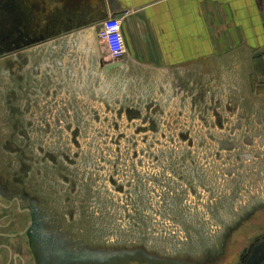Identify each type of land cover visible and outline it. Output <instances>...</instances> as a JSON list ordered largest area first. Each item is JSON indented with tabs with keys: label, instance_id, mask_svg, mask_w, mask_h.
I'll list each match as a JSON object with an SVG mask.
<instances>
[{
	"label": "rangeland",
	"instance_id": "obj_1",
	"mask_svg": "<svg viewBox=\"0 0 264 264\" xmlns=\"http://www.w3.org/2000/svg\"><path fill=\"white\" fill-rule=\"evenodd\" d=\"M10 3L0 178L4 198L34 210L22 240L38 263L235 264L264 229V81L251 56L176 87L153 67L106 69L108 50L102 60L86 39H16Z\"/></svg>",
	"mask_w": 264,
	"mask_h": 264
},
{
	"label": "crops",
	"instance_id": "obj_2",
	"mask_svg": "<svg viewBox=\"0 0 264 264\" xmlns=\"http://www.w3.org/2000/svg\"><path fill=\"white\" fill-rule=\"evenodd\" d=\"M10 6L16 39L20 30L50 44L86 39L104 60L107 48L97 31L116 15L126 43L118 68L153 67L184 87L225 62L238 67L245 54L254 85L263 87L264 0H11Z\"/></svg>",
	"mask_w": 264,
	"mask_h": 264
},
{
	"label": "flooded vegetation",
	"instance_id": "obj_3",
	"mask_svg": "<svg viewBox=\"0 0 264 264\" xmlns=\"http://www.w3.org/2000/svg\"><path fill=\"white\" fill-rule=\"evenodd\" d=\"M0 178V264H47L38 263L31 249L23 242L22 237L30 230L34 215L32 207L23 205L18 195L4 198ZM264 242V229L256 230L246 240L240 250L235 264H264V258L257 260L256 248ZM259 256H263L259 252ZM259 261V263H258Z\"/></svg>",
	"mask_w": 264,
	"mask_h": 264
},
{
	"label": "built area",
	"instance_id": "obj_4",
	"mask_svg": "<svg viewBox=\"0 0 264 264\" xmlns=\"http://www.w3.org/2000/svg\"><path fill=\"white\" fill-rule=\"evenodd\" d=\"M97 36L102 41L114 62H120L126 53V43L122 34V19L116 15L106 17L100 24Z\"/></svg>",
	"mask_w": 264,
	"mask_h": 264
},
{
	"label": "water",
	"instance_id": "obj_5",
	"mask_svg": "<svg viewBox=\"0 0 264 264\" xmlns=\"http://www.w3.org/2000/svg\"><path fill=\"white\" fill-rule=\"evenodd\" d=\"M121 66V62H113V63H110V64H107L106 65V68L107 69H113V68H118ZM259 252H262L263 253V256H259ZM255 255L257 257V260H261V258H264V242L262 244H260L257 248H256V252H255ZM259 263V261H258ZM250 264H252L250 262Z\"/></svg>",
	"mask_w": 264,
	"mask_h": 264
},
{
	"label": "bare ground",
	"instance_id": "obj_6",
	"mask_svg": "<svg viewBox=\"0 0 264 264\" xmlns=\"http://www.w3.org/2000/svg\"><path fill=\"white\" fill-rule=\"evenodd\" d=\"M122 64V63H121Z\"/></svg>",
	"mask_w": 264,
	"mask_h": 264
}]
</instances>
